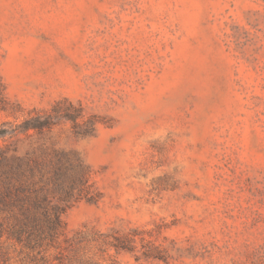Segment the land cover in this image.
<instances>
[{
  "label": "rangeland",
  "instance_id": "374dc122",
  "mask_svg": "<svg viewBox=\"0 0 264 264\" xmlns=\"http://www.w3.org/2000/svg\"><path fill=\"white\" fill-rule=\"evenodd\" d=\"M70 104L0 139L83 162L47 264H264V0H0V127Z\"/></svg>",
  "mask_w": 264,
  "mask_h": 264
},
{
  "label": "trees",
  "instance_id": "16d2710c",
  "mask_svg": "<svg viewBox=\"0 0 264 264\" xmlns=\"http://www.w3.org/2000/svg\"><path fill=\"white\" fill-rule=\"evenodd\" d=\"M82 115L69 105L64 111L24 119L0 127V139H13L30 130L42 133L61 119ZM86 183L83 162L65 151L27 152L16 144L0 147V264H47L48 253L61 247L63 216L78 201L77 189ZM58 264L61 254L55 255Z\"/></svg>",
  "mask_w": 264,
  "mask_h": 264
}]
</instances>
